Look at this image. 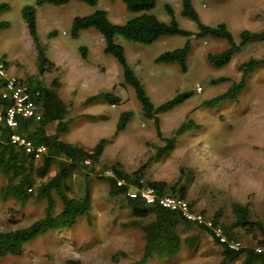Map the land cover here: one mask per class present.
<instances>
[{
    "label": "rangeland",
    "instance_id": "rangeland-1",
    "mask_svg": "<svg viewBox=\"0 0 264 264\" xmlns=\"http://www.w3.org/2000/svg\"><path fill=\"white\" fill-rule=\"evenodd\" d=\"M34 2L0 0L10 5L9 11L0 13V21L9 23V28L0 31V60L8 64L14 76L25 81L31 79L34 85L54 87L66 110L64 121H70L68 130L60 134V140L86 150L103 138L108 143L98 163L87 162L85 169L76 171L69 179V197L81 198L86 186L90 188L89 216L78 218L71 228L51 231L34 239L24 245L22 256H6L0 259V264H66L69 259L81 264H129L139 260L144 247L143 232L137 227L124 226L135 217L121 197L109 195V185L101 178L111 174L112 165H118L129 174L144 166V184L164 181L176 190L185 185L192 211L212 222L219 215L216 227L234 222L233 203L248 205L252 221L264 226V65L249 75L247 87L237 101H223L211 108L202 104L225 92L233 81H239V67L244 62L264 58V42L249 43L227 66L216 68L207 61L206 55L226 49L227 42L192 38L188 69L182 72L178 65L157 63L156 58L183 46L186 38L162 37L148 45L120 38L118 41L124 47L128 64L155 106L179 92H194L181 106L158 115L159 136L154 121L143 116L134 89L124 83L120 65L104 53L102 36L94 29L81 32L78 38L70 35L74 17L89 15L97 8L106 10L113 23L124 24L134 15L126 10L123 2L99 0L96 8L76 1L63 6L38 7V34L48 58L57 67L43 75L21 13L24 6ZM166 4L174 8L182 28L196 31L195 24L181 15V0H158L152 14L168 23ZM193 4L204 23L211 26L225 23L236 42L242 30L264 29V0H193ZM80 47H86V58L82 57ZM219 77H228L230 81L211 83ZM108 92L121 97V102L112 106L98 99L91 105L84 104L88 96ZM124 111L133 112V116L126 129L114 136ZM90 116L97 119L91 120ZM190 120L198 128L177 137L173 151L154 158L157 148L166 144L165 139L173 137L175 131ZM56 125L57 122L49 125L48 132L55 133ZM58 170L59 162H56L43 181ZM4 185L5 177L0 176V190ZM32 194L25 204L12 197H0V231L27 227L44 217L46 201L37 200L36 193ZM173 194L176 193H167L168 196ZM54 196V212L58 213L62 203ZM183 230V238L196 237L193 246L184 244L173 257L155 258L145 264L221 262L222 250L209 233L195 223ZM233 237V242L243 247L261 248L264 244V233L258 230L238 228Z\"/></svg>",
    "mask_w": 264,
    "mask_h": 264
},
{
    "label": "trees",
    "instance_id": "trees-1",
    "mask_svg": "<svg viewBox=\"0 0 264 264\" xmlns=\"http://www.w3.org/2000/svg\"><path fill=\"white\" fill-rule=\"evenodd\" d=\"M73 1L84 3L94 8L98 7L99 3V0H35L32 5H26L21 10L22 18L37 51L41 75L57 69V67L48 58L46 46L39 37L37 9L46 4L63 6ZM110 1L114 2L116 0ZM121 1L125 5L126 10L134 15L127 22L115 24L109 19L106 10L97 8L89 15L74 17L71 23L70 35L73 38H78L81 32L94 29L102 36L104 53L111 55L120 65L124 83L134 89L136 98L141 105L143 116L148 120L154 121L159 136H161V131L158 115L170 112L181 106L194 95V92H179L174 97L155 106L141 80L128 64L124 47L118 41L120 38L145 45L153 44L162 37L181 36L186 38L183 46L172 51H166L156 58L157 63L178 65L182 72H186L188 69L192 38H214L227 42L228 47L226 49L220 52H208L206 55L207 61L216 68L227 66L236 54L249 43L264 42V29L260 31L242 30L240 40L236 42L225 23H220L216 26L204 23L193 4V0H181V15L195 24L196 31L194 32L179 25L176 12L171 5H165V10L170 17V21L167 23L152 14V10L156 7L158 0ZM9 10L10 5L8 3H0V13ZM7 28H9L8 21H0V31ZM50 36L53 37V34ZM80 51L82 57L86 58V47H80ZM262 65H264V58H250L239 67L241 72L239 81H233L225 92L204 101L202 104L211 108L223 101H237L238 95L247 87L249 75L255 68ZM229 81L228 77H219L213 79L211 83L222 84ZM26 82L41 93L38 101L43 107V117L38 122L20 120L16 132L25 137L34 147H45L46 152L40 159H36L34 153H27L22 147L13 145L11 143L13 130L7 127L4 121H0V176L5 177V185L0 190V197L2 199L12 197L21 204H25L30 196L34 195L32 193L35 192V198L37 200H45L47 206L44 217L36 220L31 225L15 230L0 231V259L6 256L20 257L23 255L24 245L34 239L51 231L71 228L75 225L78 218L89 216L92 204L90 188L86 186L84 196L81 198L69 197L68 194L71 190L69 179L76 171L85 169L87 162L98 163L108 143V140L103 138L95 147L86 150L78 145L60 140V134L68 130L70 121H64L66 110L63 103L58 99L54 87L47 88L39 83L34 85L31 79ZM98 99H102L112 106L121 102V97L116 96L113 92H108L88 96L84 100V104L86 106L91 105ZM1 106L7 108L9 103L0 100ZM132 116L133 112L131 111L121 113L114 136L126 129ZM89 119L94 120L97 117L90 116ZM55 122H57L55 133H49V125ZM196 128L198 126L191 120L181 125L175 131L173 137L165 139L166 144L163 147L157 148L154 158H160L164 154L173 151L176 146V138ZM39 160L40 163H38ZM56 162H59L58 172L47 181H43ZM143 169L144 166L129 174L119 168L118 165H112L111 174L107 177H101L109 185V195L121 197L135 217V220L124 224V226L137 227L143 232L144 247L142 256L139 260L129 264H145L155 258H171L181 250L184 244L191 247L196 242V237H182L183 229L193 224L182 213L163 208L158 203L147 204L140 197L133 198L128 195L132 190L149 186L156 190L159 197L166 196L168 192H172L176 193L173 194L174 196L178 195V197L183 199L187 198L188 188L185 185H181L176 190L175 187H169L164 181H150L144 184L142 181ZM39 180L43 182L39 183ZM120 181H123V183L119 185ZM54 195L62 203V208L58 213L54 212L56 207ZM232 212L234 222L231 225L221 227L223 235L228 241H234L233 232L238 228L247 231L258 230L264 233L263 224L259 221H252L248 205L233 203ZM218 220L219 215L213 219L215 226L218 224ZM198 226L209 233L214 242L220 246L222 260L219 264L234 262H240V264H264V244H262L261 248L243 246H239L236 249L231 248L229 243H222L216 237L212 228L205 225ZM66 264H81V262L69 259Z\"/></svg>",
    "mask_w": 264,
    "mask_h": 264
},
{
    "label": "built area",
    "instance_id": "built-area-1",
    "mask_svg": "<svg viewBox=\"0 0 264 264\" xmlns=\"http://www.w3.org/2000/svg\"><path fill=\"white\" fill-rule=\"evenodd\" d=\"M41 96L39 90L31 87L25 80L20 79L10 73L8 64L0 60V100L8 102L7 108L0 107V121H4L7 127L13 130L11 143L17 147H22L27 153H34L36 159H40L46 152L43 146L34 147L25 137L16 132L20 120H32L38 122L43 117V107L38 101ZM120 181L118 184H122ZM130 197H140L147 204L158 203L163 208L178 211L189 221L196 225H205L212 228L215 235L222 243H229L231 248H239V244L228 241L223 235L220 227H216L212 221L206 220L202 214L192 211L186 199L176 196L159 197L156 190L145 186L132 190L128 193Z\"/></svg>",
    "mask_w": 264,
    "mask_h": 264
}]
</instances>
